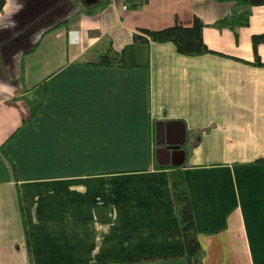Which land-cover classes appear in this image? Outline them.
<instances>
[{
	"label": "crops",
	"instance_id": "1",
	"mask_svg": "<svg viewBox=\"0 0 264 264\" xmlns=\"http://www.w3.org/2000/svg\"><path fill=\"white\" fill-rule=\"evenodd\" d=\"M214 0H5L0 11V264H188L181 171L204 264H264V66ZM203 22L208 48L138 43ZM111 45L120 64L86 65ZM264 62V43L257 47ZM163 142L164 148L157 146ZM175 148L166 150L165 148Z\"/></svg>",
	"mask_w": 264,
	"mask_h": 264
},
{
	"label": "trees",
	"instance_id": "2",
	"mask_svg": "<svg viewBox=\"0 0 264 264\" xmlns=\"http://www.w3.org/2000/svg\"><path fill=\"white\" fill-rule=\"evenodd\" d=\"M147 0H130L128 3L129 9H135L145 3ZM216 2H230L238 7V10L231 15L218 20L215 25L218 27H227L236 34L239 27H244L249 24L251 9L256 6H264V0H214ZM5 0H0V11L4 6ZM204 24L199 19H195L190 26H182L175 24L158 30L139 29L133 35V40L138 43L147 44L149 42L167 43L170 42L175 47L179 54L187 56H196L206 53L225 54L217 52L207 47L203 40ZM252 49L254 59L247 63L256 66H264L257 52L259 44L264 43V33L253 34L251 36ZM86 65L92 66H117L120 64L118 52L109 45L107 49L98 54L93 59L84 62ZM264 162V160H259ZM171 191L176 212L179 218L181 233L185 247V254L188 264H204V250L201 247L197 238V231L193 215L191 201L185 186L181 171H173L170 173Z\"/></svg>",
	"mask_w": 264,
	"mask_h": 264
},
{
	"label": "water",
	"instance_id": "3",
	"mask_svg": "<svg viewBox=\"0 0 264 264\" xmlns=\"http://www.w3.org/2000/svg\"><path fill=\"white\" fill-rule=\"evenodd\" d=\"M157 146L158 147H160V148H164V143L163 142H157ZM166 150H170V149H173L174 151H177L178 150V148L177 147H175V148H170V147H167L166 146V148H165Z\"/></svg>",
	"mask_w": 264,
	"mask_h": 264
},
{
	"label": "built area",
	"instance_id": "4",
	"mask_svg": "<svg viewBox=\"0 0 264 264\" xmlns=\"http://www.w3.org/2000/svg\"><path fill=\"white\" fill-rule=\"evenodd\" d=\"M111 1V3H113V4H115V1H117V0H110ZM125 3H129V1L130 0H123Z\"/></svg>",
	"mask_w": 264,
	"mask_h": 264
},
{
	"label": "rangeland",
	"instance_id": "5",
	"mask_svg": "<svg viewBox=\"0 0 264 264\" xmlns=\"http://www.w3.org/2000/svg\"><path fill=\"white\" fill-rule=\"evenodd\" d=\"M128 4V3H127Z\"/></svg>",
	"mask_w": 264,
	"mask_h": 264
}]
</instances>
